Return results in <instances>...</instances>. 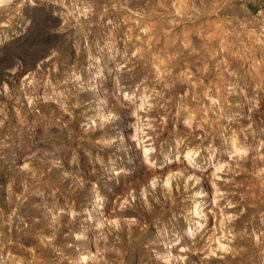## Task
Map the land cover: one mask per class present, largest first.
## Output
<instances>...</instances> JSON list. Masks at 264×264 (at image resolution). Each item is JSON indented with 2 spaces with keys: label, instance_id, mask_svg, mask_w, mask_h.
<instances>
[{
  "label": "rangeland",
  "instance_id": "1",
  "mask_svg": "<svg viewBox=\"0 0 264 264\" xmlns=\"http://www.w3.org/2000/svg\"><path fill=\"white\" fill-rule=\"evenodd\" d=\"M0 264H264V0H0Z\"/></svg>",
  "mask_w": 264,
  "mask_h": 264
}]
</instances>
